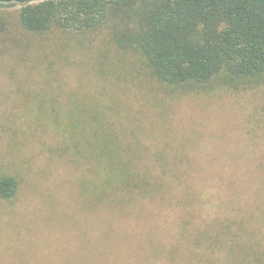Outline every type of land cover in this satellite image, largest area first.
Returning a JSON list of instances; mask_svg holds the SVG:
<instances>
[{
    "label": "rangeland",
    "instance_id": "374dc122",
    "mask_svg": "<svg viewBox=\"0 0 264 264\" xmlns=\"http://www.w3.org/2000/svg\"><path fill=\"white\" fill-rule=\"evenodd\" d=\"M21 9L0 4V175L19 182L0 264H264V82L170 87L107 30L33 32ZM109 160L152 183L124 213Z\"/></svg>",
    "mask_w": 264,
    "mask_h": 264
},
{
    "label": "trees",
    "instance_id": "16d2710c",
    "mask_svg": "<svg viewBox=\"0 0 264 264\" xmlns=\"http://www.w3.org/2000/svg\"><path fill=\"white\" fill-rule=\"evenodd\" d=\"M5 3L22 5L20 20L33 32L107 30L116 49L138 55L170 87L264 82V0H0ZM102 154L112 158L109 151ZM109 162L110 175L101 187L111 202L105 206L124 213L136 189L149 193L152 183L130 165ZM18 187L15 176L0 175V197H13ZM222 227L211 248L230 230ZM205 231L194 240H206Z\"/></svg>",
    "mask_w": 264,
    "mask_h": 264
}]
</instances>
